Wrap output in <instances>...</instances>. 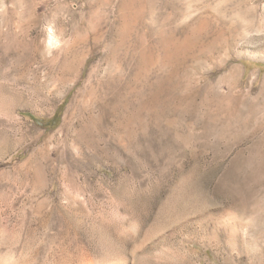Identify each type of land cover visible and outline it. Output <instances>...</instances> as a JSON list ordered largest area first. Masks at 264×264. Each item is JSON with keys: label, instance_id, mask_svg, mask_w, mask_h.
Instances as JSON below:
<instances>
[{"label": "rangeland", "instance_id": "obj_1", "mask_svg": "<svg viewBox=\"0 0 264 264\" xmlns=\"http://www.w3.org/2000/svg\"><path fill=\"white\" fill-rule=\"evenodd\" d=\"M0 264H264V0H0Z\"/></svg>", "mask_w": 264, "mask_h": 264}, {"label": "trees", "instance_id": "obj_2", "mask_svg": "<svg viewBox=\"0 0 264 264\" xmlns=\"http://www.w3.org/2000/svg\"><path fill=\"white\" fill-rule=\"evenodd\" d=\"M58 117H59V115L57 114V115H55L50 121H48L47 123H52V126H55L56 124H57V122H58Z\"/></svg>", "mask_w": 264, "mask_h": 264}, {"label": "bare ground", "instance_id": "obj_3", "mask_svg": "<svg viewBox=\"0 0 264 264\" xmlns=\"http://www.w3.org/2000/svg\"><path fill=\"white\" fill-rule=\"evenodd\" d=\"M50 37V36H49ZM48 39V38H47ZM52 43H54L53 42V36L52 37H50V39H49V41H48V44H51L52 46H53V44ZM55 45V44H54ZM91 96V95H90Z\"/></svg>", "mask_w": 264, "mask_h": 264}]
</instances>
